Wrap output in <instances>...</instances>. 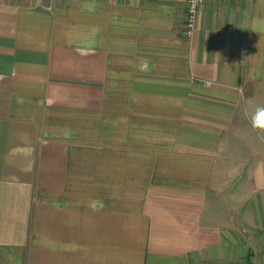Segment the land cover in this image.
<instances>
[{
    "label": "crops",
    "instance_id": "crops-1",
    "mask_svg": "<svg viewBox=\"0 0 264 264\" xmlns=\"http://www.w3.org/2000/svg\"><path fill=\"white\" fill-rule=\"evenodd\" d=\"M0 0V264H264V0Z\"/></svg>",
    "mask_w": 264,
    "mask_h": 264
},
{
    "label": "built area",
    "instance_id": "built-area-1",
    "mask_svg": "<svg viewBox=\"0 0 264 264\" xmlns=\"http://www.w3.org/2000/svg\"><path fill=\"white\" fill-rule=\"evenodd\" d=\"M208 0H187L188 3V20H187V36L192 37L195 28L196 15L199 11V8ZM247 1V0H239Z\"/></svg>",
    "mask_w": 264,
    "mask_h": 264
},
{
    "label": "clouds",
    "instance_id": "clouds-1",
    "mask_svg": "<svg viewBox=\"0 0 264 264\" xmlns=\"http://www.w3.org/2000/svg\"><path fill=\"white\" fill-rule=\"evenodd\" d=\"M247 115L252 128L264 133V105L255 106Z\"/></svg>",
    "mask_w": 264,
    "mask_h": 264
}]
</instances>
